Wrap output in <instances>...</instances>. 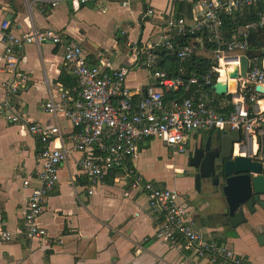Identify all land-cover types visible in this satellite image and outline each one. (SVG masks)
<instances>
[{
  "label": "crops",
  "instance_id": "0c3cea01",
  "mask_svg": "<svg viewBox=\"0 0 264 264\" xmlns=\"http://www.w3.org/2000/svg\"><path fill=\"white\" fill-rule=\"evenodd\" d=\"M147 9L152 13L145 16ZM199 11V0H100L86 4L61 0L55 7L46 4L44 10L31 0H0V24L9 20V29L16 35L30 28H52L60 33L62 42H79L92 62L99 55L101 60L118 66L130 63L129 43L154 45L169 17H184L191 22ZM256 11L257 7H250L243 16L250 14L255 18ZM261 36L264 35L257 33L255 43H264ZM195 42L202 44L200 39ZM261 47L248 45L247 50ZM3 48L0 40V103L6 96L3 83L11 76L4 64ZM260 61V67H264V58ZM18 70L30 78L25 88L13 95L11 103L30 120L53 125L54 120L43 111V104L48 96L58 94L60 86L73 82L63 61L61 45L49 41L25 45L19 53ZM154 83L151 71L145 68H132L126 78V85L133 92ZM235 85L237 92L243 94L245 85L238 79ZM210 99L221 106L225 104L221 97L210 94ZM57 122L68 158L59 168L60 184L48 194L37 220L46 236L26 239L22 236L21 221L31 186L36 184L40 146L26 125L0 120V230L11 234L10 240L0 238V264H204L196 259L184 239L170 245L153 237L156 217L148 211L146 195L129 189L131 177L124 172L112 171L88 194V179L76 165L81 156L75 148L77 128L64 119ZM204 133L193 134L182 153L173 152L157 139H148L139 145L138 157L128 163L135 174L178 190L188 196L189 202L195 192L187 150ZM183 170L186 173L182 176ZM24 178L31 180L29 187L23 186ZM203 182L207 188L206 180ZM208 189L220 199L197 209L188 203L197 228L245 257L247 264H264V238L261 243L258 241L264 234V212H245L247 221L235 228L218 225L210 229L204 219L209 222L211 214L220 211L225 200L221 188ZM125 191H129L128 196L123 195Z\"/></svg>",
  "mask_w": 264,
  "mask_h": 264
},
{
  "label": "built area",
  "instance_id": "2783aa9c",
  "mask_svg": "<svg viewBox=\"0 0 264 264\" xmlns=\"http://www.w3.org/2000/svg\"><path fill=\"white\" fill-rule=\"evenodd\" d=\"M31 1L44 10L46 4L55 7L61 0ZM72 1L86 4L100 0ZM199 4L200 11L191 22L184 17H169L154 45L129 43L130 63L118 66L101 60L99 55L92 62L79 42L72 39L62 42L60 33L52 28H30L22 35H16L9 29V20L0 24V40L4 46L2 57L11 72L10 79L3 83L6 96L0 103V120L26 125L40 146L36 184L31 186L21 221L24 238H44L47 234L37 220L48 194L59 186V168L68 158L57 122L64 119L77 128L75 148L81 156L76 165L88 179V194L112 171H122L131 177L129 189L146 195L148 211L157 220L153 234L156 240L174 245L184 239L196 259L204 264H247L245 257L197 228L188 196L145 180L129 165L138 157L139 145L148 139H157L173 152L182 153L193 134L208 131H239L241 140L234 143L233 156L260 154V144L264 140V106H261L264 92L252 90L248 97L236 92L231 96L233 109L227 115L215 110L210 94L221 60L224 66L229 62L239 65L240 54H227L246 51L249 32L264 27V0H199ZM250 7H257L255 18L226 37L223 18L234 14L243 16ZM151 13L152 10L147 9L144 15ZM199 32L207 33L208 41L215 45L216 64L210 70L200 76H187L182 66L176 75L159 68L162 50L180 62L185 61L194 51L196 42L192 38L188 43L179 44V40ZM45 41L61 45L63 61L73 79L69 86H60L58 94L48 96L43 104V111L54 120L50 126L30 120L11 103L13 95L24 89L30 78L29 74L18 70L19 53L27 44ZM132 68L151 71L155 83L147 84L138 92L131 91L126 78ZM246 80L264 86V67L250 65ZM172 91L183 95L164 100V93ZM22 184L29 187L31 180L24 178ZM128 192L123 195L128 196ZM0 238L10 240L11 234L0 230Z\"/></svg>",
  "mask_w": 264,
  "mask_h": 264
},
{
  "label": "water",
  "instance_id": "95a60500",
  "mask_svg": "<svg viewBox=\"0 0 264 264\" xmlns=\"http://www.w3.org/2000/svg\"><path fill=\"white\" fill-rule=\"evenodd\" d=\"M257 33L264 35V27L258 32H250L247 41L249 45L259 48V50L248 49L239 55V65L234 66L228 72L225 81L220 80L218 72L216 80L212 85V90L218 95L236 94L230 90L229 80L238 79L245 85L244 96L248 97L252 90L264 92V86L253 85L246 80L250 68V61L264 58V43H255L254 38ZM264 39V36H261ZM229 77V80L227 79ZM235 82V81H234ZM241 135L237 130L229 132H217L214 135L215 152L209 150L207 145L203 149L195 148L187 153V166L192 170L193 188L201 191L203 179L214 177L215 174L223 176L221 193L225 203L221 210L211 214L210 220L204 219L206 226L216 229L218 225L235 228L245 223L247 218L245 212L250 215L258 210L264 212V140L260 144V154L257 156H233L231 149L234 143L240 142ZM228 143V148L226 145ZM194 146V145H193ZM186 170L180 174L183 176ZM213 181L214 184L216 181ZM264 238V234L258 238L259 243Z\"/></svg>",
  "mask_w": 264,
  "mask_h": 264
},
{
  "label": "trees",
  "instance_id": "16d2710c",
  "mask_svg": "<svg viewBox=\"0 0 264 264\" xmlns=\"http://www.w3.org/2000/svg\"><path fill=\"white\" fill-rule=\"evenodd\" d=\"M254 16L245 15L239 16L238 14H234L231 16H225L223 18V30L226 32V37H230V35L236 33L239 26L245 24L246 22L253 20ZM192 38L200 39L202 44H196L194 51L190 54V56L183 62H180L175 56L167 54L164 50L161 51L159 56V68L168 72L170 75L178 74V69L182 66L185 70L186 75H196L200 76L203 73L210 70V68L216 64L213 57L214 43L208 41L207 33L199 32L193 36H188L187 38L180 39L179 44L188 43ZM237 52H229L227 55H235ZM260 59H254L250 62L251 67L257 66L260 67ZM234 66H230L227 72L233 70ZM220 80L226 78L225 68L220 65ZM235 80H229L230 90L234 93L237 92ZM212 95L221 97L225 100V104L223 106L219 105L218 102H214L213 106L215 110L222 114H229L232 111L231 105V95H217L214 91L211 92ZM183 95L181 92H165L164 100H170L174 97L180 98Z\"/></svg>",
  "mask_w": 264,
  "mask_h": 264
},
{
  "label": "flooded vegetation",
  "instance_id": "af4514ba",
  "mask_svg": "<svg viewBox=\"0 0 264 264\" xmlns=\"http://www.w3.org/2000/svg\"><path fill=\"white\" fill-rule=\"evenodd\" d=\"M217 134V132H206L204 134H202L201 138L199 139L198 142H196L194 144L193 147H189L187 152L189 151V153L192 151L195 150V148H198V149H203L205 145H207L209 147V150L215 152V143H214V135ZM226 148H228V143L226 145ZM233 151H234V145H233V149H231V154L233 155ZM215 176L218 177V181L214 179V177H211L210 179H203V180H206L207 182V185L208 187H211V188H221V185H222V182H223V176H221L220 174H215ZM203 180L201 182V186L203 185ZM216 181V183L214 184L213 181Z\"/></svg>",
  "mask_w": 264,
  "mask_h": 264
},
{
  "label": "rangeland",
  "instance_id": "374dc122",
  "mask_svg": "<svg viewBox=\"0 0 264 264\" xmlns=\"http://www.w3.org/2000/svg\"><path fill=\"white\" fill-rule=\"evenodd\" d=\"M239 53V52H238ZM155 150V147H153ZM176 158H179V155L176 156ZM205 186H201V191L197 192L194 188V198H192L188 203L192 206H194L196 209L199 205L205 204V203H213L214 201H218L220 199L219 195H215V191H212L210 189L204 188ZM230 233V232H229Z\"/></svg>",
  "mask_w": 264,
  "mask_h": 264
},
{
  "label": "bare ground",
  "instance_id": "6f19581e",
  "mask_svg": "<svg viewBox=\"0 0 264 264\" xmlns=\"http://www.w3.org/2000/svg\"><path fill=\"white\" fill-rule=\"evenodd\" d=\"M227 65L224 66L223 60H221L220 65L223 66L225 68V73L226 75L228 74L227 70L229 69L230 66H234V64L232 62L226 63ZM220 73V70L218 71ZM223 82V81H222ZM261 106H264V102H261Z\"/></svg>",
  "mask_w": 264,
  "mask_h": 264
}]
</instances>
